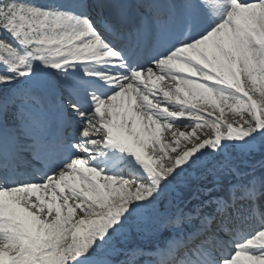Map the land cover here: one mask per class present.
I'll return each mask as SVG.
<instances>
[{
    "label": "rangeland",
    "instance_id": "rangeland-1",
    "mask_svg": "<svg viewBox=\"0 0 264 264\" xmlns=\"http://www.w3.org/2000/svg\"><path fill=\"white\" fill-rule=\"evenodd\" d=\"M8 1L4 6L0 0V34L13 40L11 45L0 40V89L4 87L0 99V143L13 141V137L38 140L35 130L50 118L43 102L46 101L43 92L48 94L47 103L53 116H60L64 111L58 104L61 97L58 100L55 97V74L57 70H64L62 64L69 55L60 51L64 50L60 49L64 44L69 45L71 55L86 43L77 44L75 38H92L91 42L98 44L97 50L85 48L82 54V61L90 63H81L79 67L67 70L82 75L92 72L89 75L94 81L99 79L103 87H113L115 81H107L110 77L101 74L102 69L112 67L113 72L121 74L116 70L119 65L113 61L115 53L110 50L100 53L105 45L96 40L93 31L81 19L54 11L53 0ZM178 1L197 9L198 15L204 13L217 17L221 23L216 22L207 37L198 38L189 47L156 63L154 69L128 80L121 74V80H126L125 84L116 94L114 92L100 99L99 104L103 106L100 112L80 115L71 111L69 117L75 122L78 116L82 118L78 128L80 133L74 144L78 156L47 181L34 184L35 193H30L25 186L0 196V219L4 218L3 225L9 229L4 239L0 234V254L9 259L21 256V249L25 245L23 230L31 226L36 233L41 230L36 246L48 235L53 236L55 242H62L61 256H53L50 264H74L77 253L86 244L93 245L95 250L105 249L99 256L106 257L119 247L115 238L131 242L135 236L118 226L123 222L128 223L127 219L140 223L142 228L150 231L148 235L137 233L146 243L159 238L165 226L182 221L187 211L179 200L172 198L175 194L168 191L171 201L162 203L159 189H147L150 185L143 183L140 179L144 178L133 171L139 168L156 184L150 165L143 164V159L136 153L131 160L118 156L110 161L117 164L120 174L127 173L126 177L110 175L109 168L100 172L91 164V160H95L93 157H96V147L104 143L119 152L133 151L127 144L120 143L113 127L125 126L130 135L144 138L148 145L149 142L154 145L159 139L166 150L157 155L156 166L164 167L170 162L176 169L177 180L191 177V168L203 167L220 155H226V161L234 156L246 155L250 159L255 156V140L247 137L244 141H236L235 146H230L228 142L227 146V138L223 135V141H213L211 138L201 140L198 136L195 138L197 141L190 142L188 138L194 129L211 131L213 128L219 132L220 127L186 110L190 104L211 113L223 112V119L232 127L249 131L245 126L250 127L256 108L264 107L257 103L264 88V3L256 6V9H260L254 10V7L245 9L246 5L239 1ZM211 16L207 17L208 20L215 18ZM251 45L255 48L251 49ZM18 49L22 50L21 56L15 53ZM251 50L262 54H252ZM40 55L48 60L38 61ZM41 68L44 70L39 71ZM191 74L201 77L204 85L197 83ZM89 81L85 80L86 89L92 83ZM248 97H253L255 103H248ZM56 104L58 107H54ZM10 106L15 109L9 116L11 118L6 119V108ZM175 119L179 122H175ZM156 146L153 147L155 151ZM235 149L239 150L238 153L234 152ZM237 162L239 160L236 159ZM221 169H226L227 174L239 176V168L235 164L231 167L221 164ZM135 177L136 181H132ZM56 189L63 190V193L58 195ZM180 194L177 192L178 198ZM54 198L57 203H53ZM59 200H64V204ZM51 207L53 210L49 215L46 211ZM127 213H130V218ZM47 215L48 221L42 224L44 220L41 219ZM45 232L47 235H44ZM99 233L108 237L107 244L96 243ZM175 236L172 235L166 246L176 242ZM230 256L228 264H264V232L255 236L253 243H247L244 249L232 252ZM35 259L26 264H38ZM3 260L0 256V262Z\"/></svg>",
    "mask_w": 264,
    "mask_h": 264
},
{
    "label": "trees",
    "instance_id": "trees-1",
    "mask_svg": "<svg viewBox=\"0 0 264 264\" xmlns=\"http://www.w3.org/2000/svg\"><path fill=\"white\" fill-rule=\"evenodd\" d=\"M0 40H4V38H1ZM5 44L7 41H3ZM259 106H264V88L262 91V94L260 96L259 100ZM262 114L261 116L264 119V107L261 109ZM247 128V127H246ZM250 131V132H249ZM248 133L252 135V137L255 139L256 146H257V153L255 156L250 159L246 156H243L242 159H237L239 162L235 163V160H232L230 164H235L242 172L241 176H239L238 179L234 178V181L231 182L228 178L224 182V184H235L232 187L229 188V191L232 189H235L237 191H241L242 188L245 189L246 186H253V188H256L258 186H262L264 184V130L262 127H260L259 124L255 123L249 127ZM207 137L209 136V132L207 130H195L194 136ZM217 172L221 175H225V171L221 169V165L219 162H216L212 165V173ZM208 181V179L206 180ZM233 191V190H232ZM236 191V192H237ZM235 192V193H236ZM234 192H232L233 194ZM236 195L234 196H228L229 204H233L235 215L233 216L232 212L230 211L229 207L226 208L227 210V217H229V220L237 221L238 223L243 224L244 227H250V226H256V218L253 217V214L249 216L247 213L250 211V208L252 210V203L249 201V197H241V199H235ZM207 205L210 206V202H205L203 206ZM202 206V208H203ZM246 231V229L244 228Z\"/></svg>",
    "mask_w": 264,
    "mask_h": 264
},
{
    "label": "bare ground",
    "instance_id": "bare-ground-1",
    "mask_svg": "<svg viewBox=\"0 0 264 264\" xmlns=\"http://www.w3.org/2000/svg\"><path fill=\"white\" fill-rule=\"evenodd\" d=\"M257 9H259V8H257ZM245 11L249 12V10H245ZM262 31L264 32L263 29H262ZM62 41H63V39H62ZM251 44H252V42H251ZM254 48H255L254 45H251V49H254ZM60 49H64L62 51L66 52V53L70 52V47H69L68 44H64ZM251 53L259 55L257 53V50H251ZM79 59H80L79 57H70L69 58V62H75V61H78ZM45 235H46V233H45ZM59 246H60L59 243H56L52 238H50V236H48L46 238V241L44 240L42 243H40V249L41 250H39V255L44 256L45 257V262L48 264V263L51 262L52 256L58 254ZM51 247H55V249H50ZM18 261H20V260L16 259V260H13V261H10V262H3V263H0V264H18Z\"/></svg>",
    "mask_w": 264,
    "mask_h": 264
}]
</instances>
